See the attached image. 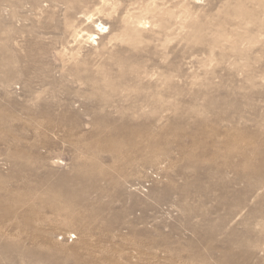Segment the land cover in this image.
Masks as SVG:
<instances>
[{
  "label": "rangeland",
  "instance_id": "374dc122",
  "mask_svg": "<svg viewBox=\"0 0 264 264\" xmlns=\"http://www.w3.org/2000/svg\"><path fill=\"white\" fill-rule=\"evenodd\" d=\"M0 264H264V0H0Z\"/></svg>",
  "mask_w": 264,
  "mask_h": 264
},
{
  "label": "bare ground",
  "instance_id": "6f19581e",
  "mask_svg": "<svg viewBox=\"0 0 264 264\" xmlns=\"http://www.w3.org/2000/svg\"><path fill=\"white\" fill-rule=\"evenodd\" d=\"M98 27H99V30H100L101 25H99ZM101 30H103V28H101ZM101 30H100V31H101ZM91 37L94 38V40H97V39H98V36L95 35V34H93ZM90 39H91V38H90Z\"/></svg>",
  "mask_w": 264,
  "mask_h": 264
}]
</instances>
